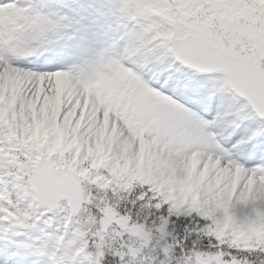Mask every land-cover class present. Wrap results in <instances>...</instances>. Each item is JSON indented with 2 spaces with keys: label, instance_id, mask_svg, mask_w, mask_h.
Returning <instances> with one entry per match:
<instances>
[{
  "label": "snow or ice",
  "instance_id": "1",
  "mask_svg": "<svg viewBox=\"0 0 264 264\" xmlns=\"http://www.w3.org/2000/svg\"><path fill=\"white\" fill-rule=\"evenodd\" d=\"M0 264H264V0H0Z\"/></svg>",
  "mask_w": 264,
  "mask_h": 264
}]
</instances>
